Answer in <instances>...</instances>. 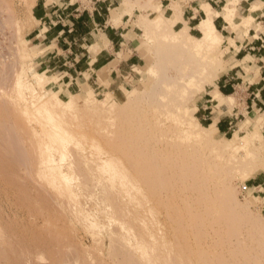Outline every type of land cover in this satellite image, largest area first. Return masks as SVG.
I'll list each match as a JSON object with an SVG mask.
<instances>
[{
  "label": "rangeland",
  "instance_id": "374dc122",
  "mask_svg": "<svg viewBox=\"0 0 264 264\" xmlns=\"http://www.w3.org/2000/svg\"><path fill=\"white\" fill-rule=\"evenodd\" d=\"M0 1V105L9 101V131L23 138L22 149L9 147L12 132L0 131V264H264V124L251 134L247 115L231 134L211 130V143L190 139L178 125H195L199 105L227 68L222 40L178 43L171 29H179V9L170 19L159 0H124L138 29L141 65L115 92H61L40 69L31 41L33 0ZM237 101L233 95L230 106ZM140 127L129 139L141 148L120 149L123 135ZM236 142L244 145L234 150ZM257 164L263 169L252 175ZM190 171H204L209 197L194 214L200 233L182 202L167 195L176 175L181 184ZM229 188L236 203L225 198ZM218 203L227 215L214 213Z\"/></svg>",
  "mask_w": 264,
  "mask_h": 264
},
{
  "label": "crops",
  "instance_id": "0c3cea01",
  "mask_svg": "<svg viewBox=\"0 0 264 264\" xmlns=\"http://www.w3.org/2000/svg\"><path fill=\"white\" fill-rule=\"evenodd\" d=\"M127 5L124 0H35L31 41L53 89L121 88L142 61L138 29ZM159 6L170 19L179 9L174 26L199 33L212 10L222 35L228 65L199 105L197 118L215 124L225 136L237 131L247 115L264 114V0H159ZM212 92L237 95V104L219 107ZM262 132L264 137V126Z\"/></svg>",
  "mask_w": 264,
  "mask_h": 264
},
{
  "label": "bare ground",
  "instance_id": "6f19581e",
  "mask_svg": "<svg viewBox=\"0 0 264 264\" xmlns=\"http://www.w3.org/2000/svg\"><path fill=\"white\" fill-rule=\"evenodd\" d=\"M1 3H2V1H0ZM34 3H35V1L33 0V2H32V4L34 5ZM261 3V2H260ZM263 4V3H262ZM260 6H261V4H260ZM252 7H254V6H252ZM256 8V7H255ZM255 8H250L251 10L252 9H255ZM212 9V8H211ZM1 10H2V8H1ZM215 10V9H214ZM0 13L2 14V12L0 11ZM225 15V14H224ZM217 17V16H216ZM224 17H226V16H224ZM227 18H229V17H227ZM2 20H4V19H2ZM181 20V18L179 19V21ZM215 20V19H214ZM175 23H177V19H175L174 21H173V24H175ZM185 23V22H184ZM2 24V23H1ZM2 26V25H1ZM218 28V27H217ZM216 28V26L214 25V23H213V11L212 10H208V18L207 19H204L202 22H201V24L199 25V29L201 30V32H202V36L201 37H198V36H195V35H193V34H191L190 32H189V28H188V26H184L183 25V27L182 28H179V29H175V28H173L172 27V29H171V31H172V33L174 34V37H173V39L176 41V42H178V43H181V44H186L187 43V39L189 38V39H192V40H194V41H198V42H200V43H204L206 46H214V45H217V44H219V42L222 40V35L220 34V32L218 31V29ZM2 31H3V29H2ZM150 67V66H149ZM8 68H9V66H8ZM12 68V67H11ZM11 68H9V71H11ZM149 69V68H148ZM16 72V71H15ZM149 72H150V70H149ZM212 72V71H211ZM209 73V72H208ZM9 75V74H8ZM210 75H211V73H210ZM209 75V76H210ZM5 76V75H4ZM10 76V75H9ZM214 76H216V75H214ZM15 77V76H14ZM2 78V77H1ZM11 78V77H10ZM6 78L4 77L3 79H1V82H3L2 84H4V81H6L5 80ZM192 79V78H191ZM189 81H191V80H189ZM7 82V81H6ZM5 82V83H6ZM198 83H200L199 81H198ZM198 85V84H197ZM2 87V86H1ZM217 92V91H216ZM55 95H56V93H55ZM54 95V97H55V99L54 100H56V96ZM0 99H1V97H0ZM7 99V98H6ZM215 99L218 101V106L219 107H221V106H223V105H225L226 103H227V106H228V104L229 105H231L232 104V99H233V95H227V96H223L222 94H219V93H216L215 94ZM6 101H8V100H6ZM9 102V101H8ZM8 102H3V104H1V105H4V103L5 104H7L8 105V107H9V104H8ZM76 103V102H75ZM58 104H59V102H58ZM68 104H69V102H68ZM0 105V106H1ZM67 105V104H66ZM73 106V105H72ZM71 106V107H72ZM6 108L7 109V107H6V105H4V106H2V108ZM2 108H0V111H2L1 112V115L5 112V110L6 109H4L3 108V110H1ZM8 110V109H7ZM6 110V111H7ZM4 111V112H3ZM8 112V111H7ZM6 112V113H7ZM164 113V112H163ZM5 116V113L2 115V117H4ZM6 116H7V114H6ZM5 118V119H4ZM4 118H2L1 120H3V121H5L6 123H4V124H6V125H4L3 123L0 125V131H1V129L2 130H4V131H6L7 133L8 132H10L9 131V129H11V128H9V127H12V126H9L8 124H7V122L9 123L10 122V120H7L6 121V117H4ZM52 118H53V116H52ZM0 120V121H1ZM64 121V120H63ZM62 121V122H63ZM2 122V121H1ZM0 122V123H1ZM54 122V121H53ZM179 122V121H178ZM183 122V121H182ZM185 122L186 121H184V124L183 123H181V120H180V122L178 123V125L181 127V130L183 131V132H185V134H186V136L187 137H189L190 139H194V140H196V141H200V142H204V140H207L208 141V143H211V142H209V141H212L211 140V136H210V131L211 130H215V131H217L218 132V129H217V127L215 126V124H212V125H210V126H205V125H203L202 123H200V121L197 119V118H195V125L193 124L192 125V123H190L189 121H188V124H185ZM51 123V122H50ZM246 123V126L249 128V130H251V134L252 133H254L255 134V131H259L258 129H260V126L262 125V124H264V114H261V115H259L258 117H256L255 119H253V118H248L247 119V121L245 122ZM183 124V125H182ZM56 127V126H55ZM58 127V126H57ZM4 128V129H3ZM59 128V127H58ZM7 129V130H6ZM14 129V128H13ZM64 129V128H63ZM68 129V128H67ZM140 129H141V127H140ZM140 129H131L128 133H123V134H125V136L123 135V139L122 140H120V142H122L121 144H120V149H138V148H141V144L140 143H136L135 141H132L131 139L132 138H135L137 135H139L140 134V132L142 131V129L140 130ZM60 130V129H59ZM13 131L14 130H12L10 133L11 134H9V143H8V146L9 147H14V148H16V149H22V147H23V144H22V146H21V143L23 142H21V140H23V138L21 139V136H18L15 132V134H13ZM68 132V131H67ZM64 133H65V131H64ZM72 133V132H71ZM52 134H54V133H52ZM51 134V135H52ZM69 134V133H68ZM8 135V134H7ZM58 135H59V133H58ZM59 136H61V135H59ZM65 136H67V134L65 135ZM71 136H72V134H70V136H68L69 138H71ZM1 138L3 137V136H0ZM64 137V136H63ZM125 137V138H124ZM62 138V137H61ZM129 138H131V139H129ZM136 139V138H135ZM242 139V138H241ZM57 140V139H56ZM62 140V139H61ZM69 140V139H68ZM93 140V139H92ZM163 141H165V139H163V140H159L157 143L158 144H160V143H163ZM240 141V140H239ZM238 141V142H239ZM45 142V141H44ZM56 142V141H55ZM206 142V141H205ZM238 142H236V143H233V148H234V145H237V146H235V147H240L241 145H244V144H241V142H240V146L238 145ZM245 143L246 142V140H242V143ZM58 143V142H57ZM168 142L166 141V144H167ZM207 143V142H206ZM207 143V144H208ZM40 144V143H39ZM39 144H37V146L39 145ZM56 144V143H55ZM229 144V143H228ZM228 144H226V145H228ZM57 145V144H56ZM62 145H64V144H62ZM189 145V147H190V143L188 144ZM214 145V144H213ZM215 145H216V143H215ZM222 145V144H221ZM226 145H225V147H226ZM98 146V145H97ZM161 146H162V144H161ZM174 147L176 146L177 148H180L181 147V145L180 144H174L173 145ZM180 146V147H179ZM229 146V145H228ZM100 147V146H99ZM148 147H149V145H148ZM160 147V146H159ZM187 147V146H186ZM185 147V148H186ZM231 147V146H230ZM38 148H39V146H38ZM97 148V147H96ZM111 148H113V147H111ZM190 148H192V147H190ZM222 148H223V146H222ZM98 149V148H97ZM160 149H161V147H160ZM181 149V148H180ZM194 149V148H193ZM236 148H234V150H235ZM223 150V149H222ZM227 150V149H226ZM225 150V151H226ZM261 151V150H260ZM262 151H264V150H262ZM261 156V155H260ZM263 156V155H262ZM264 157V156H263ZM172 169H174L173 167H172ZM187 170H188V168H186ZM263 169V166L262 165H259V164H257V165H255V166H253L251 169H250V173L252 174V175H256V174H258L261 170ZM190 170V169H189ZM175 171V170H174ZM172 173V175L173 176H169V178L170 177H172V178H174V174H176V172L175 173H173V171L171 172ZM170 173V174H171ZM204 173V171H202V173L198 176V173L196 172V171H190V172H186V175H185V177H184V180L181 182V184H178V179H177V177L179 178V176L178 175H176L177 177H176V180H177V183H175L174 181H172L171 183H169V192H168V197L172 200V201H177V200H179L178 202H182V206L184 207V209H185V213L188 215H190V218L192 219V220H188L189 221V225L190 226H192L193 224H195V223H197V220H196V222H195V215L194 214H198V212H200V210L201 209H203V207H206L204 204H205V202H203L204 200H206L207 198H209L208 196L206 197V192H205V190H206V188L205 187H203L204 185L201 183L202 182V180H203V178H205V175L203 174ZM178 174V173H177ZM208 174V173H207ZM204 175V176H203ZM130 177V176H129ZM124 178V177H123ZM128 181H129V179L128 178H126ZM131 180V179H130ZM124 182H125V180H124ZM169 182H170V179H169ZM60 183V182H59ZM130 184V183H129ZM55 185V184H54ZM131 185L132 186H134L132 183H131ZM203 185V186H202ZM129 186V185H128ZM135 187V186H134ZM61 189V188H60ZM179 189V191H177ZM205 193V194H204ZM208 195V194H207ZM225 195H226V199H229V200H235V203H236V201H238V198H237V195H236V192L232 189V188H229V189H227V191L225 192ZM177 202V203H178ZM222 205H224L222 202H220ZM220 203H218V205L217 206H219L220 208H218L217 207V209L215 210V207L216 206H214V211H217L218 209H220L219 210V212H220V214L222 215V213H224L223 212V208H224V206H222ZM222 206V207H221ZM196 212V213H195ZM214 213H216V215H217V213H218V211L217 212H214ZM226 213V212H225ZM224 213V214H225ZM236 214H237V212H235ZM233 214V213H232ZM189 215L187 216V217H189ZM194 215V216H193ZM215 215V214H214ZM225 215H227V214H225ZM225 215H223V216H225ZM250 215V214H249ZM191 216H193L194 218H192ZM222 216V217H223ZM241 217V216H240ZM250 217V216H249ZM230 218H233V216L231 217V213H230ZM242 218V217H241ZM244 218H245V216H244ZM242 219V220H245V219ZM185 219H187V218H185ZM216 219V221H218L219 219L218 218H215ZM234 219V218H233ZM246 219H249V218H246ZM194 220V221H193ZM187 221V220H186ZM185 220H184V222L185 223H187ZM191 221H193V223L191 222ZM200 221V227L203 225V226H205V228H207L206 226H209V225H211V223L210 222H205L204 221V223H203V221H201V220H199ZM209 221H212L213 222V220L211 219V220H209ZM220 221V220H219ZM218 221V222H219ZM222 221V220H221ZM236 221V220H235ZM234 221V222H235ZM181 222H179L178 224H180ZM190 223H192V225L190 224ZM199 223V222H198ZM197 223V224H198ZM203 223V224H202ZM207 223V224H206ZM221 223V222H220ZM232 223V222H231ZM238 223V222H237ZM241 223H243L242 221H241ZM188 224H186V225H188ZM235 223H233V225H234ZM244 224V223H243ZM186 225H184V228L186 227ZM199 225V224H198ZM196 226V225H193V226H195V227H197V228H195V229H202V227L201 228H198L199 226ZM216 225V224H215ZM217 225H219V223H217ZM221 225V224H220ZM220 225L218 226V227H220ZM180 226V225H179ZM189 226V228L188 229H190V228H192V227H190ZM247 226V225H246ZM188 227V226H187ZM187 227H186V229H187ZM215 227H217V226H215ZM177 228H178V225H177ZM179 228H183L182 226L181 227H179ZM204 228V227H203ZM204 228V229H205ZM176 229V228H175ZM191 231L193 230V232H191L190 231V234L191 233H195V232H197V231H195L194 232V229L192 228V229H190ZM209 230H212V232L213 233H215L214 232V230H215V228L214 229H209ZM216 230L217 231H219L218 230V228H216ZM182 232H183V229H182ZM184 232H187V230H185ZM189 232V231H188ZM200 232H203L202 230L200 231L199 230V232L198 233H200ZM204 232H206L205 230H204ZM207 232H208V230H207ZM210 232V231H209ZM208 232V233H209ZM208 233H205V234H207L208 235ZM186 234V233H185ZM187 234H189V233H187ZM186 234V236H188ZM190 234H189V236H190ZM192 234V235H193ZM204 234V233H203ZM205 234H204V237H205ZM217 234V233H216ZM215 234V235H216ZM192 235H191V237H192ZM195 235L196 234H194V237H195ZM202 235V234H201ZM210 236H211V234H209ZM213 235V234H212ZM215 235H213V237L215 236ZM185 235L183 236V237H186ZM189 236L187 237L188 239H189ZM209 236V237H210ZM182 237V238H183ZM193 237V238H194ZM200 237V234L199 235H197V239ZM203 237V239H206V238H204ZM208 237V236H207ZM208 237V238H209ZM215 237H217V235L215 236ZM187 238H184V239H186L187 240ZM196 238V237H195ZM202 238V237H201ZM183 239V240H184ZM196 239V240H197ZM202 239V240H203ZM210 239L212 240V236L210 237ZM196 240H194L195 242H196ZM199 240H200V238H199ZM213 240H215V239H213ZM188 241V240H187ZM198 241V240H197ZM201 241V240H200ZM202 242V241H201ZM208 242H209V239H208ZM212 242H214L213 243V245L215 244V242L216 241H212ZM211 242V243H212ZM197 243H199V242H197ZM201 244V243H200ZM209 244H210V242H209ZM217 244V243H216ZM210 245H212V244H210ZM213 245H212V247H213ZM216 247V246H215ZM221 247V246H220ZM222 251V250H221Z\"/></svg>",
  "mask_w": 264,
  "mask_h": 264
},
{
  "label": "built area",
  "instance_id": "2783aa9c",
  "mask_svg": "<svg viewBox=\"0 0 264 264\" xmlns=\"http://www.w3.org/2000/svg\"><path fill=\"white\" fill-rule=\"evenodd\" d=\"M243 189L246 190V189H247V185H245V186L243 187Z\"/></svg>",
  "mask_w": 264,
  "mask_h": 264
}]
</instances>
